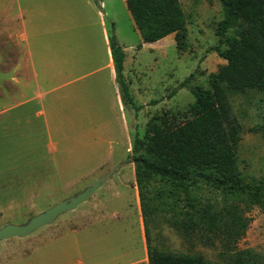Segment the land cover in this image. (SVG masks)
I'll use <instances>...</instances> for the list:
<instances>
[{"label": "rangeland", "instance_id": "obj_1", "mask_svg": "<svg viewBox=\"0 0 264 264\" xmlns=\"http://www.w3.org/2000/svg\"><path fill=\"white\" fill-rule=\"evenodd\" d=\"M7 1L0 0V3ZM179 1L186 15L187 48L184 50L176 47L173 38L163 40L159 45L141 47L125 3L114 1L119 40L132 46L127 48L129 60L126 65L131 102H123L130 143L126 146L104 142L99 159L89 161L85 156L73 159L66 171L49 183L41 180L43 174H40L22 188L15 187L12 192H6L1 196L4 202L0 208V227L7 223H25L121 165L74 210L59 215L52 223L40 226L28 235L0 241V264H80L82 261L84 264H122L131 258L132 249H138V211L146 248L143 255L135 256L125 264H150V247L176 253H199L210 261L222 259L218 240L205 242L199 234L183 235L170 227L162 214L148 222L145 220L141 210V188L129 157L133 137L143 135L147 121L154 114L170 110L183 115L194 99L191 89L195 85L205 86L207 75L225 63L210 51L218 40L217 23L223 16L220 3L217 0ZM7 18L0 15V43L5 39L3 26L13 29L14 41L20 40L18 36L22 33L28 35V30L18 22H8ZM6 56V48L0 46V61ZM186 78L185 85L179 86ZM143 99H148L147 105H142ZM230 102L242 126L237 147L239 169L246 182L258 183L264 177V137L255 127L261 123L264 95L256 92L234 94ZM37 136L41 138L40 132ZM110 152H113L112 161L120 159L110 162L107 159ZM99 162L104 163L100 165ZM191 194L201 202L223 203V196L218 191L204 187ZM237 201L244 207L249 223L236 248H251L264 257V207L246 203L243 196Z\"/></svg>", "mask_w": 264, "mask_h": 264}, {"label": "trees", "instance_id": "obj_2", "mask_svg": "<svg viewBox=\"0 0 264 264\" xmlns=\"http://www.w3.org/2000/svg\"><path fill=\"white\" fill-rule=\"evenodd\" d=\"M217 1L223 16L210 51L225 63L207 75L205 86L191 89L194 99L183 115L170 110L154 114L143 135L133 137L129 157L141 188L145 220L162 214L183 235L218 240L222 259L150 247V264H264L260 253L236 248L249 223L237 199L243 196L246 203L264 207V177L251 183L242 176L237 157L242 126L230 102L234 94L264 95V0ZM125 5L142 41L152 43L174 34L176 47L187 48L186 15L179 0H125ZM109 41L122 101L130 103L122 78L123 48L113 32ZM255 128L264 137V112ZM200 187L218 191L223 203L198 200L191 193Z\"/></svg>", "mask_w": 264, "mask_h": 264}, {"label": "crops", "instance_id": "obj_3", "mask_svg": "<svg viewBox=\"0 0 264 264\" xmlns=\"http://www.w3.org/2000/svg\"><path fill=\"white\" fill-rule=\"evenodd\" d=\"M114 1L0 3V15L29 32L14 41L13 29L2 27L5 39L0 46L6 48L7 56L0 61V208L3 194L22 188L34 176L43 174L41 180L49 183L66 171L73 159H99L104 142L130 143L126 105L110 51V33L124 51L122 78L128 90L131 83L126 73L127 48L132 46L119 40ZM171 38L174 40V34L148 43L139 34L141 47L159 45ZM7 81L12 83L7 85ZM147 103L148 99L142 100V105ZM112 154L107 159L113 163L116 159L112 161ZM137 228L138 249H132L131 258L122 264L145 252L139 211Z\"/></svg>", "mask_w": 264, "mask_h": 264}, {"label": "water", "instance_id": "obj_4", "mask_svg": "<svg viewBox=\"0 0 264 264\" xmlns=\"http://www.w3.org/2000/svg\"><path fill=\"white\" fill-rule=\"evenodd\" d=\"M120 165H116L107 173L98 177L92 184L86 186L76 195L65 198L48 209L30 217L25 223L4 224L0 227V241L14 236L22 237L28 235L40 226L52 223L59 215L74 210L78 205L87 201L106 179L119 169Z\"/></svg>", "mask_w": 264, "mask_h": 264}, {"label": "built area", "instance_id": "obj_5", "mask_svg": "<svg viewBox=\"0 0 264 264\" xmlns=\"http://www.w3.org/2000/svg\"><path fill=\"white\" fill-rule=\"evenodd\" d=\"M101 6L103 5L102 2H100Z\"/></svg>", "mask_w": 264, "mask_h": 264}]
</instances>
